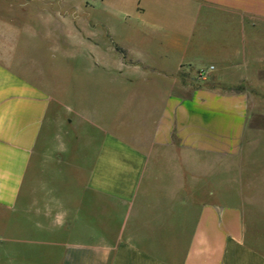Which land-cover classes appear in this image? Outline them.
<instances>
[{
    "label": "crops",
    "instance_id": "crops-1",
    "mask_svg": "<svg viewBox=\"0 0 264 264\" xmlns=\"http://www.w3.org/2000/svg\"><path fill=\"white\" fill-rule=\"evenodd\" d=\"M0 264H264V0H0Z\"/></svg>",
    "mask_w": 264,
    "mask_h": 264
},
{
    "label": "rangeland",
    "instance_id": "rangeland-1",
    "mask_svg": "<svg viewBox=\"0 0 264 264\" xmlns=\"http://www.w3.org/2000/svg\"><path fill=\"white\" fill-rule=\"evenodd\" d=\"M90 1H93V3L99 2L98 0H88V3ZM66 72H67V74H69L68 73L69 72L68 70L67 71H64L63 72L64 73V76H65ZM83 73H85V74H83V77L85 75L87 77V76H89V74L91 73V71H83ZM59 76L60 75H59V71L58 70H56V69H52L51 70V80H52V82L58 81ZM79 76H80V74H79ZM60 77H63V76H60ZM51 88H52V92H57V90L59 89V87L57 85H52ZM65 88H67V89L75 88V89H78L79 91H81V93H83V94L84 93H89L90 90H92V88L90 86L89 87H87V86L65 87ZM72 90H74V89H72ZM57 141H58V139H57ZM25 232H26L25 230L24 231H19L18 234L15 235V237L21 238L24 241L23 243H21V244H15V245H12V246H8L6 248H8V249H10V248L11 249H16V251L18 250L19 252H23L25 254L31 253V250H32L33 247L27 245V242L30 239H28L27 236H25Z\"/></svg>",
    "mask_w": 264,
    "mask_h": 264
},
{
    "label": "built area",
    "instance_id": "built-area-1",
    "mask_svg": "<svg viewBox=\"0 0 264 264\" xmlns=\"http://www.w3.org/2000/svg\"><path fill=\"white\" fill-rule=\"evenodd\" d=\"M98 1H101V0H98Z\"/></svg>",
    "mask_w": 264,
    "mask_h": 264
}]
</instances>
